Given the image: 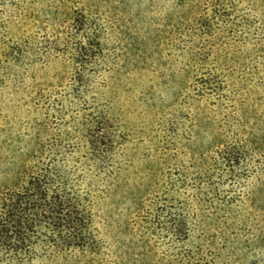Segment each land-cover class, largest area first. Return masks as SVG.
Listing matches in <instances>:
<instances>
[{
    "label": "rangeland",
    "instance_id": "1",
    "mask_svg": "<svg viewBox=\"0 0 264 264\" xmlns=\"http://www.w3.org/2000/svg\"><path fill=\"white\" fill-rule=\"evenodd\" d=\"M237 1L238 13L264 19V0ZM19 3L12 32L27 36L30 53L0 54V194L22 183L43 144L74 135L77 109L61 117L54 100L73 68L61 51L33 53L64 41L71 19L83 18L78 37L99 38L104 59L87 96L117 125L119 168L96 207L99 257L45 264H169L166 245L140 237L135 221L158 197L186 201L193 191L178 188L180 179L210 168L230 136L244 135L264 155V54H245L252 44L224 36L211 0ZM216 175L186 247L204 235L211 264H264V172L233 187Z\"/></svg>",
    "mask_w": 264,
    "mask_h": 264
},
{
    "label": "trees",
    "instance_id": "2",
    "mask_svg": "<svg viewBox=\"0 0 264 264\" xmlns=\"http://www.w3.org/2000/svg\"><path fill=\"white\" fill-rule=\"evenodd\" d=\"M211 1H215L213 16L219 17L225 31L230 32L224 36H231L242 49L252 44L245 54H264V19L238 13L237 0ZM19 4V0H0V54L30 53L27 36L12 32L10 13ZM86 24L83 18L71 19L64 41L58 38L55 46L45 45L33 53L40 57L52 51L65 53L62 55L73 71L70 85L60 93L62 100L54 99L58 101L55 108L61 117L68 107L76 108L77 116H71L75 122L72 138L67 135L59 142L43 144L22 183L0 194V264H45L83 256H92L94 261L101 253L96 207L106 182L119 168L121 142L108 110L95 96H87L92 77L104 59L99 54V38L95 36L92 43V37L86 38L87 42L78 37ZM225 43L228 54L227 40ZM92 44L96 54H92ZM210 87L216 90L219 86ZM255 150L244 135L230 136L216 151L210 168L178 182V188L192 189L190 197L186 201L156 198L135 221L136 232L148 243L166 245L169 264H211L203 247L208 243L204 235L195 248L186 247L192 232L202 224V195L216 184V174L233 187L242 186L243 177L264 172V155Z\"/></svg>",
    "mask_w": 264,
    "mask_h": 264
}]
</instances>
